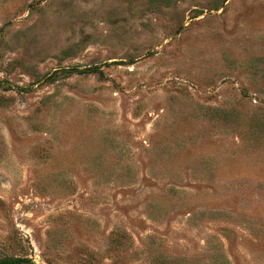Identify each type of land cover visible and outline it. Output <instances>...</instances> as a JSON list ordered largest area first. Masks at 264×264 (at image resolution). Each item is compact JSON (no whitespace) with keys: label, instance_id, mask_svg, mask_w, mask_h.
Returning <instances> with one entry per match:
<instances>
[{"label":"rangeland","instance_id":"rangeland-1","mask_svg":"<svg viewBox=\"0 0 264 264\" xmlns=\"http://www.w3.org/2000/svg\"><path fill=\"white\" fill-rule=\"evenodd\" d=\"M8 257L264 264V0H0Z\"/></svg>","mask_w":264,"mask_h":264},{"label":"trees","instance_id":"trees-1","mask_svg":"<svg viewBox=\"0 0 264 264\" xmlns=\"http://www.w3.org/2000/svg\"><path fill=\"white\" fill-rule=\"evenodd\" d=\"M71 72H82L78 68L70 69ZM0 264H34L29 258L23 257H8L0 260Z\"/></svg>","mask_w":264,"mask_h":264}]
</instances>
